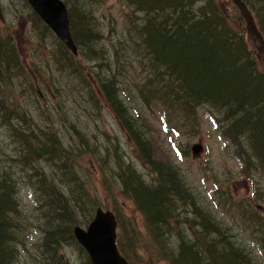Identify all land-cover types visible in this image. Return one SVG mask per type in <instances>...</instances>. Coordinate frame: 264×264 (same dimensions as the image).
I'll list each match as a JSON object with an SVG mask.
<instances>
[{"label": "trees", "instance_id": "obj_1", "mask_svg": "<svg viewBox=\"0 0 264 264\" xmlns=\"http://www.w3.org/2000/svg\"><path fill=\"white\" fill-rule=\"evenodd\" d=\"M89 1L92 0H63L78 54H70L59 42V54L53 59L61 69L70 65V70L78 73L90 90V101L98 114L99 100L79 64L100 67L108 62L109 56L104 48V33L96 26L100 25L98 17L94 16L92 6H87ZM93 1L96 6L102 0ZM118 1L126 9L122 16L125 29L138 33L140 43L130 38L132 46L124 45L116 52H124L129 47L134 55L138 46L152 73L149 71L140 80L129 82L135 91L128 92L132 88L122 85L121 78L109 74L103 77L105 73H100L101 70H93L91 80L128 141L123 148L111 140H106L102 148H94L98 155V179L105 182L109 180L107 173L113 176L119 183V191L112 192L120 202H129L142 219L145 233L139 246L140 261L145 264H264L243 241L241 233L215 218L178 165L155 155L141 110L143 105L148 108L157 105L167 128L177 131L179 125L174 118L178 114L193 123L197 109L204 107L214 118V126L220 130L232 158L240 163L241 173L252 178L256 187L253 192H257L251 199L257 202L262 193L256 184L264 186V67H260L256 50L246 40L247 33L243 27L240 30L231 25L216 0ZM242 1L264 38V0ZM29 16L33 17L32 27L40 25L42 33L44 23L40 17L31 9ZM9 40L0 39V83L3 85L5 73L22 69L17 47ZM71 57L73 62L69 60ZM42 74L41 71L37 82L43 79ZM115 75L122 76V70ZM10 101L0 98V124L14 129L12 137L17 141L18 153L11 162L0 161V264H69L63 255L64 249L72 247L84 253L72 228L87 225L97 206L114 213L118 249L129 264H136L133 254L137 242L133 231L138 229L137 223L130 227L121 224L127 215L120 204L113 199V207L108 208L104 203L105 197L112 196L110 187L101 195L93 192L91 178L87 181L82 177L78 168L83 165L73 157L79 156L84 146L89 147V140H83L81 148L72 145L63 148L56 141L48 143L41 134L37 135L34 127H25L23 120L14 117L9 109ZM129 101L136 104L133 111ZM40 160L57 168L56 178L38 167ZM20 173L35 188L33 211L19 191ZM263 200L264 197L262 203ZM236 201L248 212L246 218L238 217L240 224L243 219L246 226L254 223L259 232L256 243L264 245V215L257 213L262 209H252L251 205ZM242 208L237 206L238 211ZM32 228L41 234L38 241L31 238ZM37 246L39 255L34 261Z\"/></svg>", "mask_w": 264, "mask_h": 264}, {"label": "rangeland", "instance_id": "obj_2", "mask_svg": "<svg viewBox=\"0 0 264 264\" xmlns=\"http://www.w3.org/2000/svg\"><path fill=\"white\" fill-rule=\"evenodd\" d=\"M89 2H87V6L89 7V4L92 6L94 16L98 17L96 19L100 23V25L96 24L97 29L104 33L103 43L109 58L108 62L101 64L100 67H94L92 64H82V66L79 64V67L99 100V113L97 114L95 107L91 104L90 90L86 83L80 80L78 73L70 70V65H65L64 71L53 59L54 55L59 54L58 39L45 26L42 33L40 25L32 27L33 17H28L30 9L22 0H0V39L9 38V42L17 47L22 66V69L4 74L5 84L0 83V98L11 100L9 109L14 117L19 121L23 120L25 127H34L37 135L41 134L48 143L56 141L63 148L68 145L81 148V142L89 140V147L85 148L84 146L79 156L73 155V157L80 165H83L81 169L78 168L82 177L85 180L91 178L90 182L95 187L92 191H97V194L101 195L107 187H110L111 192L112 190L119 191V183L113 180L114 177L108 173L106 178L109 180L103 182L98 179L99 172L96 162L98 155L94 146L102 148L107 144L106 140H111L123 148L128 144V141L114 114L106 107L91 80L93 70H101L100 73H105L102 75L103 77L109 74L121 78L124 81L123 84L121 83L122 85L132 88L133 85L129 82L140 80L149 71L151 74L152 68L138 46L134 49V55L129 47L124 52H116L124 45L132 46L130 38H135V41L140 43L138 33H132L125 29L126 22L123 19L125 7L118 0H102L97 2L96 6L93 5L95 1ZM216 3L234 28L241 30L243 27L245 33H248L246 40L256 50L260 67H264V44L259 51L257 48L258 39L247 30L240 10L231 0H216ZM84 7L86 8V6ZM127 32L132 34L130 35L132 37L127 36ZM119 43H122V46H119ZM8 57L6 55V58ZM69 60L73 62L72 57ZM76 61L79 62V59L77 58ZM121 70L122 76L115 75ZM41 71L43 79L37 82ZM134 91L135 89L132 88L128 92ZM134 105L136 108V104L130 102L132 111ZM141 110L145 115L143 122L149 129L155 155L162 161L178 165L188 184L202 195L205 200L203 202L210 207L215 218L232 225L234 230L241 233L247 246L253 248L256 255L264 261V245L256 243L258 229L254 227V223L246 226L245 219L240 224L238 217L242 215L246 218L248 212L236 201L239 200L246 206L251 205L252 209L261 208V212L257 213L264 215V203L261 201V198L264 197V186L256 184L262 194L257 198V202L252 200L251 195L257 192V190L253 192L256 187L252 184V178L241 173L240 163L232 158L220 130L214 126V118L204 107L197 109L198 113L193 123L191 120L190 123L186 122L178 114L174 118V121L179 125L178 132L173 133L167 128L157 105H151V108L143 105ZM7 114L8 111L5 112L6 117ZM0 119H2L1 116ZM13 131L12 127L0 124V161L8 159L11 162V159L15 158L18 153V144L12 137ZM195 145H199L200 148L192 152L191 147ZM67 152L64 151L66 155ZM51 158L53 159V156ZM38 167L55 178L58 175L57 168L52 167V164H46L44 160L38 162ZM20 175L19 191L24 202L33 211L36 204L35 188L23 173ZM111 195L113 198L112 196L105 197L104 203L108 208L113 207V199L120 204L127 215L124 220L122 218L121 224L130 227L137 223L138 229L133 231L135 242H137L134 246L136 253L133 254V261L136 264H145L139 259L141 253L139 246L145 233L142 219L138 213L132 210V205L129 202H120L116 193L112 192ZM37 197L39 196L37 195ZM258 202L261 204L256 205ZM237 206L243 210L238 211ZM37 234L38 230L32 228V240L37 239L38 241L41 234L40 232ZM126 245L129 248L130 244L127 241ZM27 248H30L29 244H27ZM34 252L35 248L32 256ZM38 255L37 246L34 261ZM63 255L69 259V264H87V256L77 248L64 249Z\"/></svg>", "mask_w": 264, "mask_h": 264}, {"label": "water", "instance_id": "obj_3", "mask_svg": "<svg viewBox=\"0 0 264 264\" xmlns=\"http://www.w3.org/2000/svg\"><path fill=\"white\" fill-rule=\"evenodd\" d=\"M33 11L43 20L55 35L73 54L76 46L70 33L69 18L66 7L61 0H26ZM240 10L248 31L258 39V50L263 47L264 40L257 30L253 17L241 0H232ZM247 31V32H248ZM198 147L194 148L197 149ZM116 220L109 210L96 208L94 217L86 228L74 227V236L87 252L90 264H128L120 256L115 245Z\"/></svg>", "mask_w": 264, "mask_h": 264}, {"label": "bare ground", "instance_id": "obj_4", "mask_svg": "<svg viewBox=\"0 0 264 264\" xmlns=\"http://www.w3.org/2000/svg\"><path fill=\"white\" fill-rule=\"evenodd\" d=\"M104 51V50H103ZM97 58V57H96ZM124 61V60H123ZM65 70V69H64ZM117 73V72H116ZM37 133V132H36ZM17 142V141H16ZM17 168V167H16ZM88 181V180H87ZM123 190V189H122ZM86 205V204H85ZM89 210V209H88ZM122 256V255H121ZM123 257V256H122ZM125 259V257H123ZM126 260V259H125ZM127 261V260H126ZM128 263V261H127ZM129 264V263H128Z\"/></svg>", "mask_w": 264, "mask_h": 264}]
</instances>
